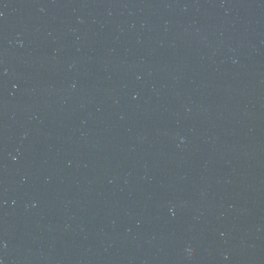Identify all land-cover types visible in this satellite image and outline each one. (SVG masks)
<instances>
[{"label":"water","instance_id":"obj_1","mask_svg":"<svg viewBox=\"0 0 264 264\" xmlns=\"http://www.w3.org/2000/svg\"><path fill=\"white\" fill-rule=\"evenodd\" d=\"M0 264H264V0H0Z\"/></svg>","mask_w":264,"mask_h":264}]
</instances>
